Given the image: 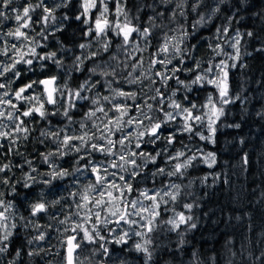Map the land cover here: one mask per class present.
Instances as JSON below:
<instances>
[{"label": "clouds", "instance_id": "obj_1", "mask_svg": "<svg viewBox=\"0 0 264 264\" xmlns=\"http://www.w3.org/2000/svg\"><path fill=\"white\" fill-rule=\"evenodd\" d=\"M0 264H264V0H0Z\"/></svg>", "mask_w": 264, "mask_h": 264}]
</instances>
